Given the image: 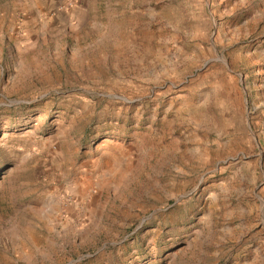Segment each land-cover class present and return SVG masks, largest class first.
I'll use <instances>...</instances> for the list:
<instances>
[{"label":"rangeland","instance_id":"rangeland-1","mask_svg":"<svg viewBox=\"0 0 264 264\" xmlns=\"http://www.w3.org/2000/svg\"><path fill=\"white\" fill-rule=\"evenodd\" d=\"M0 264H264V0H0Z\"/></svg>","mask_w":264,"mask_h":264}]
</instances>
